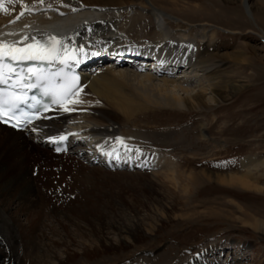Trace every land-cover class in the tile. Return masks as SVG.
<instances>
[{"label": "bare ground", "instance_id": "bare-ground-1", "mask_svg": "<svg viewBox=\"0 0 264 264\" xmlns=\"http://www.w3.org/2000/svg\"><path fill=\"white\" fill-rule=\"evenodd\" d=\"M141 1L14 0L9 3L4 0L8 10H0V40L23 44L22 36L30 42L32 37L39 39L50 35L61 38L69 53L94 50L95 54H101L108 48L115 50L106 52L109 54L105 57L111 59L110 62L103 64L97 60L93 62V69H82L79 92L72 95V100L78 98L80 102L67 105L71 111L61 107L23 131L0 124V264H75L76 251L54 239L47 243L46 231L54 234L57 231L54 225L61 226L62 222L56 218L58 207L69 206L61 214L68 222L73 214L83 218L89 213L90 206L86 205L94 198L92 183L98 180L92 177L96 173L136 183L145 180L166 187L169 195L159 197V201L163 200L162 216H169L167 210L174 194L183 196L190 192V185L196 181L191 172L186 173L178 166L175 156L188 152L203 157L223 148L219 140L207 135L206 126L201 122L197 123L200 139L211 140V146L199 152L193 149L191 152V143L178 142V139L168 142L162 136L161 139L167 141H159L134 134L130 124L143 111L170 109L200 114L232 99L248 85L238 69L251 63L252 55L248 56L247 52L251 53L252 48L216 50L224 46V42H213V28L205 27L206 23L199 26L197 42L179 41L176 38L186 40L188 37L183 39L169 34L164 12L154 6L152 0H146L145 4ZM256 4L264 9V0H256ZM142 6H145V13H140ZM154 53L159 56L149 61L148 55ZM59 134H68L69 147L66 153L55 155L47 142L48 137ZM116 137L127 144L128 160L112 156L124 150ZM187 138L190 135H184L183 139ZM63 156L65 163L71 162L72 167L57 165L55 159ZM119 168L128 172L119 171ZM260 168H264V157L248 155L240 159L239 169L234 173L209 174L201 170L200 174L208 181L264 193V187L254 183L258 181L256 174ZM66 181H69V188H74L70 194L64 192ZM50 198L55 199L58 206L51 203ZM75 201L82 204L81 209L73 208ZM115 206L123 209L118 200ZM102 208L106 215L113 211L109 206ZM135 211L126 209L133 217L127 223L121 217L113 218L110 226L117 233L116 242L106 240L103 230H90L97 238V247H81L82 259L78 264H120L119 261L104 263V257L115 258L110 253L123 254L132 248L136 251L141 249L142 243L144 246L139 253L151 246L146 245L152 242L153 234L161 230H142ZM51 220L55 224L50 223ZM252 220L251 227L264 236V221ZM60 246H63L62 258L54 252V248ZM165 250L166 254L172 252L170 246ZM208 250L209 254L205 249L192 252L188 262L177 264H208L206 256L215 254L216 247ZM125 257L121 264H149L147 261L151 258ZM172 262L165 264H176Z\"/></svg>", "mask_w": 264, "mask_h": 264}, {"label": "rangeland", "instance_id": "rangeland-1", "mask_svg": "<svg viewBox=\"0 0 264 264\" xmlns=\"http://www.w3.org/2000/svg\"><path fill=\"white\" fill-rule=\"evenodd\" d=\"M145 1L141 2L145 4ZM152 1L154 6L166 15L169 34L183 39L189 38L186 40L176 38L179 41L189 44L197 42L199 26L206 23L205 27L213 28V42L218 40L224 42V46L220 45L216 50H243L245 47H251V53L247 52L248 56L252 55L251 63L238 69L239 75L247 79L248 85L232 99L214 106L213 110L207 113H188L185 110L170 109L143 111L130 124L131 129L134 134L153 137L152 140L155 138L162 141L164 139L161 138L164 136L168 142H175L178 139V142L191 143L190 151L199 152L211 146V140L200 139L197 125L201 122L206 126L207 135L219 140L224 146L203 157L192 156L188 152L175 156L178 166L186 173L191 172L196 181L190 185V192L183 196H178L181 194L175 191L177 195L174 194L172 197L174 201L172 200V205L167 210L169 216H162L163 200L159 201V197H168L166 187L161 188L159 184L145 180L139 181L140 183L131 180V183L130 180L105 177L96 173L92 177L98 180L92 183L96 193L93 192L94 198H91L93 201L86 205L90 206L89 213L83 218L71 214L72 220L68 222L61 214L66 212L69 206L63 207V210L58 207L56 218L62 224L54 225L57 230L54 234L46 231L49 236L46 242L54 239L63 246H70L74 252L76 251L75 264H78L82 259L81 247H97V238L90 230H103L102 234L106 240L116 242L118 236L110 224L115 216L123 218L125 223L133 218L126 212L129 208L136 209L138 215L136 219L140 221L142 230L161 231L153 234L152 242L146 245L151 246L144 248L146 252L139 253L144 246L142 243L141 249L136 251L132 248L133 250L122 252L123 254L110 253L115 258L104 257V263L110 261L122 263L127 258L125 256L129 258L134 256L133 259L150 256V261H147L149 264L171 263L172 257L173 262L177 264L188 262L192 252L205 249L206 254H209L211 251L208 249L216 247V253L212 252L213 257L206 256L205 261L208 264H264V236L259 235L256 229L251 227L252 219L264 221V193L208 181L200 174L201 170L209 174L234 173L239 169L242 157L248 155L264 157V9L259 8L256 0H174L176 3L170 0ZM139 10L140 13H145V6L139 7ZM184 135H190L191 140L183 139ZM64 160V156L55 159L57 165L61 167L73 166L71 162L65 163ZM95 168L100 169L96 166ZM121 170L125 169L119 168V171ZM259 172L256 174L258 181L254 183L264 187V168H260ZM32 175L35 176V172ZM68 182L64 184L67 185L64 192L70 194L74 188H69ZM50 199L51 203L58 206L55 199ZM115 200L119 201L123 209L116 208ZM72 204L73 208L82 207L77 201ZM103 206L112 207L113 211L106 215L102 210ZM53 221L50 223H54ZM63 246L54 248L56 256L62 258ZM168 246L172 248L171 254L165 253ZM178 251H182L180 255H176ZM164 257L168 258L164 260Z\"/></svg>", "mask_w": 264, "mask_h": 264}, {"label": "snow or ice", "instance_id": "snow-or-ice-1", "mask_svg": "<svg viewBox=\"0 0 264 264\" xmlns=\"http://www.w3.org/2000/svg\"><path fill=\"white\" fill-rule=\"evenodd\" d=\"M14 2V0H9V3ZM0 10L7 11L5 8L4 0H0ZM75 9H73L74 11ZM24 41L23 44L18 42H8L5 40H0V82H4L6 79L11 78V73L14 70L15 65L8 63V61L13 62H23V61H37V62H53L60 60L62 63L71 59L72 56L68 51L67 45L63 44L61 38L56 36L42 37L41 40H37L35 37L31 38V43L27 42L25 37H21ZM61 75V74H56ZM26 78L25 72L23 70L19 71L13 81L15 87H36L37 84L29 83L27 85L22 84V81ZM35 79L38 84L44 87V91L53 92L54 95L58 96L59 99L55 100V103H59L63 107L64 111H71V108L66 107L68 103H79V99L72 100L71 97L74 92L78 93L79 88L74 84L75 77L71 80H65L64 84L59 90L54 89L53 77L47 73H44L42 69H38L35 66H30L27 69V79ZM28 99L26 93L20 92L16 93L10 89L0 90V118L6 111L11 112L12 110H18L19 105ZM35 99V98H33ZM37 103H39L37 101ZM40 109L36 110L34 113L27 114L21 113L17 122L13 125L14 127L20 126L21 120L30 121L38 118L40 115ZM7 122V121H5ZM36 130V129H33ZM65 134H59L56 136L48 137L50 142L63 141L65 140ZM116 142L122 144L127 150V144H125L121 137H116ZM99 147V146H98ZM56 151L61 149L57 147ZM139 151V149H137Z\"/></svg>", "mask_w": 264, "mask_h": 264}]
</instances>
